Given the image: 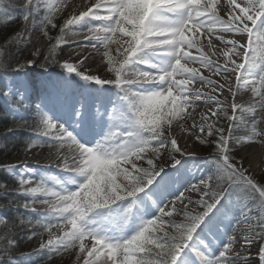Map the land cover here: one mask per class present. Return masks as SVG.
I'll return each mask as SVG.
<instances>
[{"label":"snow or ice","instance_id":"1","mask_svg":"<svg viewBox=\"0 0 264 264\" xmlns=\"http://www.w3.org/2000/svg\"><path fill=\"white\" fill-rule=\"evenodd\" d=\"M65 7L64 0H0V15L22 13L25 26L49 41L47 54L37 48L23 59L8 52L23 32L0 45V97L16 112L35 89L21 79L26 69L58 65L82 88L110 85L118 103L92 111L83 94L73 97L70 79L42 85L47 91L33 104L36 139L25 150L47 146L59 174L35 180L27 161L0 164L16 181L15 188L0 183L7 200L0 212L17 214L0 216V264L64 255L74 256L72 264H264V181L252 174L251 159L245 167L235 155L245 144L264 149V0H95L57 24ZM204 34L222 62L204 51ZM88 48L95 51L85 55ZM101 48L104 77L86 70ZM241 92L251 93L250 103L237 102ZM201 104L197 122L188 109ZM98 118H107L106 130H97ZM189 118L188 135L206 155L178 144L173 124L183 130ZM241 129L246 137L236 135ZM189 161L201 165L199 177L184 178ZM15 229L38 247L18 253Z\"/></svg>","mask_w":264,"mask_h":264},{"label":"rangeland","instance_id":"2","mask_svg":"<svg viewBox=\"0 0 264 264\" xmlns=\"http://www.w3.org/2000/svg\"><path fill=\"white\" fill-rule=\"evenodd\" d=\"M23 0H3V3L5 5H12V6H17L20 3H22ZM78 3V8L74 11L76 13H78L79 11L85 10V8L87 6H90L91 3L95 2V0H64V3L67 6L72 5V3ZM224 0H221V3H223ZM239 2V0H238ZM69 3V4H68ZM65 7V9H66ZM64 11L61 14V17H58L56 19L57 24H59L63 18H67V12ZM12 16L16 17L15 19L18 20L17 23H19L20 25V32H23L24 34V39L16 44L17 46V56H20L23 58L26 57H31L34 50L37 48H40L41 51L44 54H47V46L49 44V41L47 40L46 37L43 36L42 32L40 31V29L38 27H34L33 24L31 22H29L26 26L24 24V22L20 19L22 13L15 11L11 13ZM223 15V13H222ZM0 19L2 20H9L11 19L10 17L7 16H3L0 15ZM219 35L220 33L217 32ZM49 34L50 35H57L58 34V30H52L51 28L49 29ZM27 36H33L37 38L36 42H31V43H27ZM212 39L213 42L215 44H218L219 42L216 41L215 39V35H212ZM73 40H79L81 39L80 36H75L72 37ZM113 48H115V45H113ZM69 49L68 47H64L63 48V52L60 54L61 56H66L68 53ZM77 51H80V49L78 48ZM95 51L94 49L88 48L87 51H85V55H87L88 52H92ZM103 49H100V54L94 56L86 65V70L88 73L90 74H94V75H100L101 77H104L105 75H107V73L104 71V64L101 63V55H102ZM59 58V57H58ZM38 59L43 60V57L40 56L38 57ZM222 62V61H221ZM53 67H55L53 69ZM26 75L21 77V79H23L25 82L31 83V81H35V89L32 90L31 92V100L30 101H26L25 104L23 106H20L16 112H10L11 115L13 117L16 118H20L23 116V113L25 111L29 109H31L34 113L35 116V112H34V107L33 104L35 103H39L40 98L44 95L45 91H47V89H45L44 87H42L43 84H47L49 88H54L57 84H59L63 79H70L71 80V84L69 85V88L72 92L73 97H78L80 94H83L85 101L89 107L90 110L94 111L96 106H99L101 109V113H103L105 110H109L111 109L112 105L114 103H118L117 100V94H116V89L111 88L110 85H106L104 86V90L100 91V87L99 85H93L91 87H87L85 86L84 88L81 87V84H83V81L80 80L79 77H75L73 75V77H67L62 69L58 66V65H50L49 68L45 71L44 69L39 68L38 66H31L30 68L26 69ZM5 83V81L1 80V86L2 84ZM243 93H241L240 95H237L236 100H238L241 95ZM245 94V93H244ZM248 96H251V93H248ZM252 100V97L251 99ZM251 102V101H250ZM249 102V103H250ZM9 108V105H7ZM30 111V110H28ZM237 115H239V112L237 113ZM99 119V124L97 125V130H100L101 128L103 130H106L108 127V121L107 118H103V119ZM226 123V122H224ZM176 124V123H174ZM173 124V125H174ZM190 124H192V122L190 121ZM248 131L249 130H245V129H241L240 131H238L236 133V135L242 136V137H246L248 135ZM188 137H190L188 135ZM36 139V136L33 135L32 140ZM190 146L188 148V150H193L195 152H197V154H207L208 149L206 146H201L198 144L193 145L194 143V139L192 137H190ZM249 144H245L242 147H240L235 155L237 156V159H241L243 158V162L245 167L246 166V158L242 157L241 153H242V149L246 146H248ZM33 150H35V156L33 158V165H30L33 167V169L36 171L37 175L33 178L35 180H39L41 175H58V170L56 169L55 166V157H49L48 153H49V149L47 146H45L44 148H33ZM26 150L24 149L18 159L14 162H9V163H18L24 160V152ZM161 155L166 156V153H161ZM155 162L159 163H163V160L157 159ZM37 163L39 164V167H37ZM51 165V167H49ZM143 166H147L146 161L143 162ZM187 167L192 168V172L184 177L185 179H190L192 176H196L199 177L200 176V172L197 171L198 167H201V165H197L196 167L192 166V163L189 161L187 164ZM252 174L254 175V177L257 180L260 181H264V170H251ZM9 175V174H8ZM10 176V175H9ZM11 178H13L12 176H10ZM186 194V193H185ZM192 199H196L197 196L194 193H191ZM13 198V197H12ZM11 198V199H12ZM18 200H21L22 202V198H16ZM1 204V203H0ZM181 205H177V207H180ZM190 207H194L193 205H190ZM12 212V211H9ZM8 214V212H0V216H3L4 214ZM13 214H16L13 212ZM17 215V214H16ZM19 215H24L25 218H27V214L25 213H20ZM224 231H229L230 230V225L229 224H225L223 226ZM23 237V236H22ZM45 238H46V234H45ZM21 241L23 242V246L22 249L19 250V252H29L31 251L33 248L38 247L39 244V240H32V241H28L27 239H21ZM18 252V253H19ZM74 260V256H69V255H64V256H56L53 257L52 261L50 262H45V264H72Z\"/></svg>","mask_w":264,"mask_h":264},{"label":"trees","instance_id":"3","mask_svg":"<svg viewBox=\"0 0 264 264\" xmlns=\"http://www.w3.org/2000/svg\"><path fill=\"white\" fill-rule=\"evenodd\" d=\"M17 22V19H0V45H3L10 37H13L16 32H20L21 28ZM16 46L17 45H13L8 48L10 57L13 59H22V57L17 56L18 50ZM54 68L55 67H53V69ZM7 105L8 104H6L5 100L0 97V164H7L9 162L16 161L20 153L25 149V145L32 140L33 133L38 131V129H35L34 127L37 121L34 120V113L31 109L28 108L30 111L27 110L23 113L22 117L16 118L11 115ZM25 122L28 127L23 126ZM13 127H15L16 130L8 133L7 129ZM0 183L8 184L9 188L16 187V181L3 171H0ZM2 191L3 190L0 189V192ZM11 198L12 197H8V199ZM0 203L6 204L7 200L3 196H0ZM3 216L15 219L16 214L8 212V214L6 213ZM14 234H17V238L19 240V248L17 249V252H19L23 246V242L20 237L24 236L26 233L19 229H15Z\"/></svg>","mask_w":264,"mask_h":264},{"label":"bare ground","instance_id":"4","mask_svg":"<svg viewBox=\"0 0 264 264\" xmlns=\"http://www.w3.org/2000/svg\"><path fill=\"white\" fill-rule=\"evenodd\" d=\"M77 8H78V3L74 2V3H72V5L66 7L65 12H67V15H68V14L73 13ZM214 35H215V37L219 36L218 33H215ZM29 38H31V42L37 41L36 37L27 36L26 37L27 43H31V42H29ZM207 38H208L207 34L201 35V40L204 41V51L208 52V54L210 56H212V51H215V49H212V51H209V49L207 47ZM193 52L195 54V50H193ZM212 59H214V60L219 59L220 61H222V57H219V56H212ZM190 66L199 67L198 64L190 65ZM202 71L204 72L205 75H210V73L206 69H202ZM211 78L219 79L216 76H212ZM233 82L235 83L234 78H233ZM196 86H199V85L197 84ZM205 90H209V89L205 88ZM241 93H243V94L237 100V102L238 103H245V104L249 103L251 101L250 100L251 96H248L249 95L248 93L247 94H244V92H241ZM241 93H238V95H240ZM223 95H228V94L224 93ZM221 98H223V97L221 96ZM229 99L231 100V97H229ZM204 110H205V106L203 104H201L198 107H195L194 109L193 108L188 109L189 112L194 111V113L196 115L197 122H199L200 113ZM190 121L193 123V121L190 118L187 119V124L185 125L183 130L180 127H178L176 124L173 125V133L177 137L178 144L181 146V148L188 149L190 146V144H189L190 137H188V128L192 125V124H190ZM181 123H183V122H181ZM261 127H264V125H261ZM193 145H194V143H193ZM35 153L36 152L33 149L31 151H25L24 155H23L24 160L21 162L27 161L28 164L33 165L32 161H33V158L35 156ZM241 155H242V157L247 159L246 160V166L247 167L249 166V159L252 160L251 170H258V171L264 170V149H262L259 144L253 143L251 145L244 147L242 149ZM159 163H161V162H159ZM185 195L187 196V195H191V194L186 193ZM53 230L55 231V229H53Z\"/></svg>","mask_w":264,"mask_h":264}]
</instances>
